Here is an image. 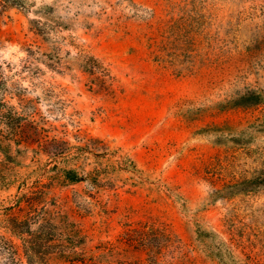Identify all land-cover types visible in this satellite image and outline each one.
Segmentation results:
<instances>
[{
  "label": "rangeland",
  "instance_id": "1",
  "mask_svg": "<svg viewBox=\"0 0 264 264\" xmlns=\"http://www.w3.org/2000/svg\"><path fill=\"white\" fill-rule=\"evenodd\" d=\"M24 1L0 4V264H264V0Z\"/></svg>",
  "mask_w": 264,
  "mask_h": 264
},
{
  "label": "trees",
  "instance_id": "2",
  "mask_svg": "<svg viewBox=\"0 0 264 264\" xmlns=\"http://www.w3.org/2000/svg\"><path fill=\"white\" fill-rule=\"evenodd\" d=\"M0 4L2 5V9H6V8L11 7L12 5H16V4L21 5V6H25V1L24 0H0ZM2 105L6 106V103L0 98V107H2ZM92 139H93V137L88 138L86 141V144H84V145L81 144V145H74V146L76 148H78L80 151H85V149H88V148L90 149L93 147V145L90 142V140H92ZM66 149H68V147H55L54 154L65 152ZM83 172H85V176L87 178L91 179L92 170L91 171L85 170ZM81 173H82V171H80L79 169H76V168L64 169V175H65L64 180L65 181H72V182L79 181L81 179ZM91 182H93V181L91 180ZM92 184L94 185V183H92ZM22 197L25 198V203L27 204V206L30 209H37V207L35 206V199L33 198V196H31L28 193H24ZM24 209H26V208L21 207V210H24ZM44 213L45 214H43L42 218H40V216L36 217L35 215H32L31 213H29V215L27 216L26 219H20L17 216H9L6 218L5 226L13 234L19 235L25 239V237H24L25 234H30L31 236H33L35 233L44 232V222H47V217L45 216V215H47V211H45ZM31 222H36V223L39 222V227L36 231H33L31 229V226H30Z\"/></svg>",
  "mask_w": 264,
  "mask_h": 264
}]
</instances>
